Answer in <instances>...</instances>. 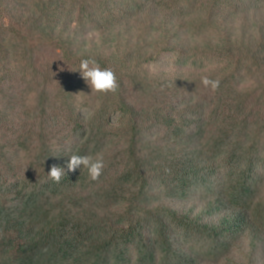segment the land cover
I'll return each mask as SVG.
<instances>
[{
	"label": "trees",
	"instance_id": "trees-1",
	"mask_svg": "<svg viewBox=\"0 0 264 264\" xmlns=\"http://www.w3.org/2000/svg\"><path fill=\"white\" fill-rule=\"evenodd\" d=\"M85 58L115 93L91 90ZM204 76L210 119L183 107ZM0 103L23 122L0 137V264L263 261L264 0H0ZM73 154L102 155L100 178Z\"/></svg>",
	"mask_w": 264,
	"mask_h": 264
},
{
	"label": "clouds",
	"instance_id": "clouds-1",
	"mask_svg": "<svg viewBox=\"0 0 264 264\" xmlns=\"http://www.w3.org/2000/svg\"><path fill=\"white\" fill-rule=\"evenodd\" d=\"M75 71H79L81 77L94 92L102 94L115 93L119 88L115 72L111 68H101L94 58L82 59L78 69ZM201 82L206 88L210 87L213 91L218 89L220 83L219 80H212L207 76L202 77ZM104 167L102 155H97L94 158L90 155L73 154L67 163L69 171H76L81 168L86 169L92 181L100 178ZM48 175L54 182L59 183L65 172L63 168L53 165Z\"/></svg>",
	"mask_w": 264,
	"mask_h": 264
},
{
	"label": "rangeland",
	"instance_id": "rangeland-1",
	"mask_svg": "<svg viewBox=\"0 0 264 264\" xmlns=\"http://www.w3.org/2000/svg\"><path fill=\"white\" fill-rule=\"evenodd\" d=\"M164 59H166V58L165 57L161 58V60H164ZM175 87H176V85L175 84H172L170 87H166V89H163V90H164V92L166 94H172V96L174 98L173 99V102H176V103L181 102L182 103L183 100H184V102L187 101L189 99L188 95L190 93L185 92L186 90L183 91L182 86H180L181 89L178 92H176ZM195 87H196L195 90H193L192 87H190L189 90H192L193 91V93L195 94V98L196 99L193 100L190 104H184L183 107H186V106L189 105V106L195 108V104H197V103H200L201 104L202 103L203 106H204L203 114L206 116V118H209V119L212 118V116H213L212 115L213 105L210 102V100H211L210 95L214 93V95L216 96L217 89L215 91H213L210 87H207L206 88L204 85H198L196 83H195ZM20 90L22 91V88ZM194 94H191V95L194 96ZM86 98L91 99L93 101L92 94L85 96V99ZM215 99L216 98L212 96V101L215 100ZM160 101H163V100L160 99ZM146 102L149 103V99L148 98H146V100H143L142 99V100L138 101L137 104L141 105V104L146 103ZM0 104H1L0 105V112L1 113H9V115L14 114V116H9L8 118L5 117L6 120H7V124L6 125H8V126H7V130H5V131H2V129H0V137H3L2 135H4V134H10V131L9 130L11 128H12V130H14V126H16L17 124L20 126V124L23 123L21 121L18 123V120H16V118L18 116L17 114L21 113L22 108H21V106L17 105L13 110H10V109H8V107H9L8 105L2 104V103H0ZM3 109H4V111H3ZM5 110H6V112H5ZM7 111H11V112H7ZM46 116L49 117L48 122L51 119H54V118L55 119H58V120H61L60 117L62 118V113L60 111H58V110H55V111H52V112H49V113L46 112ZM214 118H216V116H214L213 119ZM52 128H54V127H52ZM209 128H211V130L213 129V127H209ZM51 130H53V129H51ZM4 140H5L4 138H1L0 139V145L3 144V141ZM120 143L121 144H118V143H114L113 144V142H112L111 144L108 145L109 150H112V149H114V150H120V148H122L123 147V144H124L122 140H121ZM59 144H62V142L60 141L58 143V140H57V143L53 146V149L56 148L55 150L58 151V153H60L61 155H63L64 154V150L67 151V149L66 148H63V146H59L58 147ZM92 149L95 150V148H92ZM177 209L178 210H183V209L179 208V206H178ZM247 240L248 239H244V244H247L248 243ZM258 255L264 261V251L260 249V252H259ZM217 259H219V256L217 257ZM208 261H209V263H213L214 262L213 259H211V258ZM263 261H261L260 259H258V262L257 263H264Z\"/></svg>",
	"mask_w": 264,
	"mask_h": 264
}]
</instances>
